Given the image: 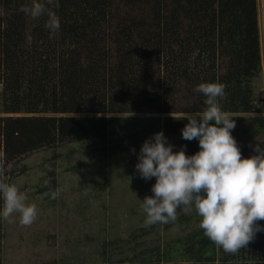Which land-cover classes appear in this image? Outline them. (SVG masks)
Masks as SVG:
<instances>
[{
	"label": "trees",
	"instance_id": "trees-1",
	"mask_svg": "<svg viewBox=\"0 0 264 264\" xmlns=\"http://www.w3.org/2000/svg\"><path fill=\"white\" fill-rule=\"evenodd\" d=\"M42 2L59 18L54 32L46 16L20 11L32 0H0L1 111L9 113L0 115V178L4 163L41 147L86 139L106 146L108 113L149 106L169 114L164 128L182 137L186 116L205 107L193 90L201 81L225 84V111L251 110L260 67L256 0ZM184 141L187 154L198 150L197 140ZM177 243L180 260L156 246L155 264H264V232L236 254L216 250L199 226Z\"/></svg>",
	"mask_w": 264,
	"mask_h": 264
},
{
	"label": "rangeland",
	"instance_id": "rangeland-1",
	"mask_svg": "<svg viewBox=\"0 0 264 264\" xmlns=\"http://www.w3.org/2000/svg\"><path fill=\"white\" fill-rule=\"evenodd\" d=\"M256 4L260 67L251 80V110L228 112L243 156L254 154L253 146L264 141V0ZM0 14H5L1 7ZM7 114L1 111L0 97V115ZM106 115L113 117L106 146L97 139L67 140L4 163L2 178L28 196L38 215L31 225H21L18 214L0 219V264H155L149 250L156 246H167L172 254L167 258L181 259L177 242L199 226V218L178 211L175 221L145 226L141 200L152 195L155 178L140 177L135 153L155 133L149 124L164 131L173 150L186 151V142L164 128L163 118L169 114L149 106ZM50 191L57 193L55 199Z\"/></svg>",
	"mask_w": 264,
	"mask_h": 264
},
{
	"label": "clouds",
	"instance_id": "clouds-1",
	"mask_svg": "<svg viewBox=\"0 0 264 264\" xmlns=\"http://www.w3.org/2000/svg\"><path fill=\"white\" fill-rule=\"evenodd\" d=\"M20 11L33 20L46 16L45 27L50 31L60 28L59 18L42 0H32L31 6ZM225 87L222 82L201 81L193 89L204 96L205 107L186 116L181 134L184 140L198 141L197 151L173 150L161 129L135 153V170L145 180L155 178L152 195L140 199L145 226L175 221L178 211H195L203 234L225 253L236 254L264 232L260 223L264 221V141L257 140L254 154L242 155L232 135L235 120L219 102ZM49 195L55 199L57 193ZM14 214L21 225H31L38 209L15 184L0 178V219Z\"/></svg>",
	"mask_w": 264,
	"mask_h": 264
}]
</instances>
